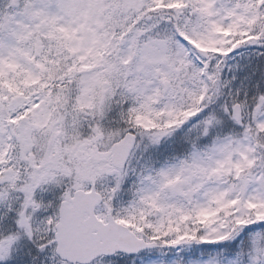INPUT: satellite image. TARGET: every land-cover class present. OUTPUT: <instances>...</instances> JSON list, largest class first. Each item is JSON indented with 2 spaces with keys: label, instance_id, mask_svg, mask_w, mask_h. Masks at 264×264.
Returning a JSON list of instances; mask_svg holds the SVG:
<instances>
[{
  "label": "snow or ice",
  "instance_id": "obj_1",
  "mask_svg": "<svg viewBox=\"0 0 264 264\" xmlns=\"http://www.w3.org/2000/svg\"><path fill=\"white\" fill-rule=\"evenodd\" d=\"M0 264H264V0H0Z\"/></svg>",
  "mask_w": 264,
  "mask_h": 264
}]
</instances>
